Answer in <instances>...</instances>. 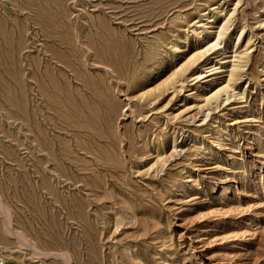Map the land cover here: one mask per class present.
<instances>
[{"label": "rangeland", "instance_id": "1", "mask_svg": "<svg viewBox=\"0 0 264 264\" xmlns=\"http://www.w3.org/2000/svg\"><path fill=\"white\" fill-rule=\"evenodd\" d=\"M0 198V264H264V0H0Z\"/></svg>", "mask_w": 264, "mask_h": 264}, {"label": "bare ground", "instance_id": "2", "mask_svg": "<svg viewBox=\"0 0 264 264\" xmlns=\"http://www.w3.org/2000/svg\"><path fill=\"white\" fill-rule=\"evenodd\" d=\"M211 18V17H210ZM209 18V19H210ZM225 29H227V27H225V26H222L221 28H220V31L218 32V34H217V38H219V37H221L223 34H224V31H225ZM74 32V31H73ZM78 33V32H77ZM216 38V39H217ZM77 39H78V34H77ZM74 43H77L76 42V40H75V42ZM211 44L209 45V47L212 49V48H214V47H216L217 45H218V40H213V41H211L210 42ZM78 44V43H77ZM76 44V45H77ZM87 48V47H86ZM87 51V50H86ZM209 51V49H207V50H204V51H200V52H197V53H195V54H193L192 55V57L184 64V65H182V66H180L179 68H176V67H172L171 68V70H170V72L168 73V74H166V75H163V77H162V79H161V82L157 85V87H161V86H167V85H169V84H171L172 82V80H173V77L174 76H176V75H178V74H182L183 72H185L186 70H187V67L188 66H190V65H192L197 59H199L200 57H202V56H204L207 52ZM86 55V54H85ZM159 60H154L153 62H158ZM59 63H57V65H58ZM67 70V69H66ZM230 77H232V73L230 74ZM73 78V77H72ZM233 79V78H232ZM30 80V79H29ZM70 81V80H69ZM74 81V80H73ZM79 84V83H78ZM73 87H74V85H73ZM220 86H218V87H216V89L214 90V93L209 97V100L211 99V98H213V97H215V96H217L218 94H220V92H221V88H219ZM46 165V164H45ZM44 165V166H45ZM84 171V170H83ZM54 174H57V173H54ZM68 181V180H67ZM10 187V186H9ZM95 198V197H94ZM0 200H1V198H0ZM2 202V201H1ZM3 204V203H2ZM0 205H1V203H0ZM57 205V204H56ZM4 207H5V205H4ZM2 207L0 206V212L3 210V209H1ZM5 208H7V207H5ZM61 208V207H60ZM57 210V209H56ZM63 211V210H62ZM2 214V216H4V214H3V212L1 213ZM5 215H6V213H5ZM61 215V214H60ZM6 216H8V215H6ZM5 216V217H6ZM3 221H4V223H3V225H4V227H7V229L9 230V231H12V228H10V226H12V225H10V219L9 218H4L3 217ZM11 230H10V229ZM7 230V231H8ZM15 231V230H14ZM14 231L12 232V233H14ZM7 233V232H6ZM16 233V236H17V238L18 239H20V240H22V237H23V235H21L20 233L19 234H17V232H15ZM8 234V233H7ZM15 235V234H14ZM22 236V237H21ZM28 238V237H27ZM27 238H25V237H23V242H21L20 240H19V242H21V243H19V244H27V243H29V242H24V240H26ZM82 238V237H81ZM30 239V238H29ZM28 241V240H27ZM30 241H32V240H30ZM34 241H32V243H33ZM31 243V242H30ZM28 245V244H27ZM30 245V244H29ZM31 246V245H30ZM30 246H27V248L28 247H30ZM32 247V248H31ZM30 248H31V251H32V249L34 250V251H38V252H40V253H42L41 252V250H38L37 248H36V246L35 245H33L32 244V246H31ZM63 252V251H62ZM59 253V252H58ZM57 253V254H58ZM65 254H66V251L64 252ZM37 254H39V253H37ZM56 254V255H57ZM68 254H69V252H68ZM68 254H66V255H68ZM61 255V253L59 254V257H62V256H60Z\"/></svg>", "mask_w": 264, "mask_h": 264}]
</instances>
